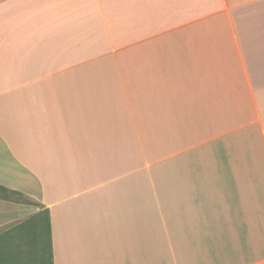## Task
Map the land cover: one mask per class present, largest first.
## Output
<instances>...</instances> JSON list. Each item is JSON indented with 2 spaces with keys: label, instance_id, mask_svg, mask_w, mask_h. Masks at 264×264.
Listing matches in <instances>:
<instances>
[{
  "label": "crops",
  "instance_id": "1",
  "mask_svg": "<svg viewBox=\"0 0 264 264\" xmlns=\"http://www.w3.org/2000/svg\"><path fill=\"white\" fill-rule=\"evenodd\" d=\"M0 185L52 264H264V0H0Z\"/></svg>",
  "mask_w": 264,
  "mask_h": 264
},
{
  "label": "trees",
  "instance_id": "2",
  "mask_svg": "<svg viewBox=\"0 0 264 264\" xmlns=\"http://www.w3.org/2000/svg\"><path fill=\"white\" fill-rule=\"evenodd\" d=\"M12 194L23 197L0 185V198L12 200ZM42 235L44 237H41ZM46 250H49L50 263L46 260ZM28 262L29 264L33 262L52 264L50 222L47 209L39 211L0 233V264H27Z\"/></svg>",
  "mask_w": 264,
  "mask_h": 264
},
{
  "label": "rangeland",
  "instance_id": "3",
  "mask_svg": "<svg viewBox=\"0 0 264 264\" xmlns=\"http://www.w3.org/2000/svg\"><path fill=\"white\" fill-rule=\"evenodd\" d=\"M11 199L12 200H17V201H20L23 202L25 201V203L23 204H27V205H33V204H36L34 201L26 198L25 196H23L22 198L21 197H18L16 194H12L11 195ZM28 202V203H27ZM5 206V207H4ZM7 206V207H6ZM15 208H17L18 210L15 211V214L11 213L12 210H14ZM27 210H29V207H12V205H7V203H5L4 201L2 202L1 206H0V220L4 219V217L6 216L5 214L6 213H9L7 214L8 216H15V215H21L23 214L24 212H26ZM42 211V210H40ZM38 213V212H37ZM43 215V213H42ZM4 229H6V225H1L0 226V231H4ZM41 237H44V235H42ZM24 249H26L25 247H23ZM45 256H46V260L47 262L50 263V255H49V250H46L45 252ZM32 257V256H30ZM32 260V259H31ZM29 264V262L27 263ZM33 264H38L37 262H33ZM40 264H44V263H40Z\"/></svg>",
  "mask_w": 264,
  "mask_h": 264
}]
</instances>
